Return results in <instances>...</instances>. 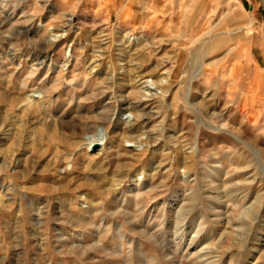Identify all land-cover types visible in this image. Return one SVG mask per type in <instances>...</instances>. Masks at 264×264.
<instances>
[{
	"label": "rangeland",
	"instance_id": "obj_1",
	"mask_svg": "<svg viewBox=\"0 0 264 264\" xmlns=\"http://www.w3.org/2000/svg\"><path fill=\"white\" fill-rule=\"evenodd\" d=\"M0 264H264V0H0Z\"/></svg>",
	"mask_w": 264,
	"mask_h": 264
},
{
	"label": "bare ground",
	"instance_id": "obj_2",
	"mask_svg": "<svg viewBox=\"0 0 264 264\" xmlns=\"http://www.w3.org/2000/svg\"><path fill=\"white\" fill-rule=\"evenodd\" d=\"M117 43L118 44L115 46V52H117V63L116 64L118 66L117 69H120L118 73L120 74L121 77H123V79L120 80L121 82H123L124 84L128 86H136L139 90L143 91L146 96L148 95L149 97L153 96V90L159 89V88L163 89L169 86L170 74L168 72H163L161 74L152 75L153 72L150 73L151 72L150 70L145 71V69L143 68V65L145 64V63L143 64L144 53H145L144 51L149 45L145 37H137L131 34L122 35L120 36ZM94 53L95 52L93 51V54ZM66 54L69 56L68 50L66 51ZM97 57H100V56H97ZM95 68L96 66H93V67L90 66L89 67L90 70L88 74L92 75L96 70ZM124 112H128V116L130 117H133L132 114H134L135 115L134 117L136 118L134 120V123H137V125L139 126L144 125V119L142 116L137 114L138 109L135 106L133 105L127 106L124 109ZM121 113H123V111H119L117 114H121ZM117 118H118L117 125L115 128L116 130H123L121 129L122 126L126 127L127 125L130 124V120L123 121V119L120 116ZM104 134L105 133L101 131L99 138L98 137L96 138L95 136L88 137L86 139V148L87 149L92 148V146L98 142L102 144L106 140V135ZM134 144H137V148H140L143 146L144 148H146V146L148 145V139L147 138L145 139L144 144L141 141L134 142ZM186 159L183 158L181 161L183 166L187 165ZM18 168H20L18 165L13 168L14 173L15 171L18 170ZM69 172L70 171L68 168L64 170V174H67ZM143 173L144 172L137 173L136 171L133 174V178L137 179V177L142 176ZM121 180L122 178H119L118 180H116V185L114 186V188H117V186L121 185L120 184Z\"/></svg>",
	"mask_w": 264,
	"mask_h": 264
}]
</instances>
